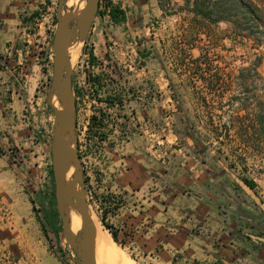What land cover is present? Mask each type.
I'll return each mask as SVG.
<instances>
[{
	"label": "rangeland",
	"instance_id": "obj_1",
	"mask_svg": "<svg viewBox=\"0 0 264 264\" xmlns=\"http://www.w3.org/2000/svg\"><path fill=\"white\" fill-rule=\"evenodd\" d=\"M105 1L101 0L102 10ZM247 1L253 4V13L234 0H225L230 17L215 22L212 19L222 11L218 0H123L129 5V22L136 27L131 37L152 51L154 58L146 63L147 69L160 73L158 82L145 79L129 90L134 96L141 88L152 90L157 85L153 97L137 95L142 107L150 105L155 97L161 101L157 156L173 173L182 166L187 174L189 169L201 170L204 188L200 203L238 204L240 226L237 230L228 224L233 228L229 236L238 241L237 250L250 251L254 264H258L257 257L264 259V0ZM195 8L208 12V17L195 12ZM52 24L55 31L56 11ZM69 42L66 46L73 62L72 88L77 101L76 136L81 148L78 154L83 170L91 173L93 165L84 152L85 121L102 108L105 118L110 117L111 122L114 119L112 112L100 107L104 99L93 104L90 95L85 96V42ZM49 68L51 73V63ZM116 70L126 74L123 68ZM100 73L94 77L100 85L95 84L97 89H109L104 73V78L97 79ZM124 85L119 89L124 90ZM44 93L39 94L44 99L34 105L38 108L31 121L34 130L44 133L42 145L37 139L22 145L0 131V264H63L55 253L57 246L68 264H79L62 235V221L56 212L50 153L53 113L46 103L47 89ZM52 96L49 102L53 105ZM118 97L119 103L126 95ZM137 129L145 135L148 127L140 124ZM178 149L191 154L194 164L181 165V160H174ZM244 179L253 182L252 189L244 185ZM91 192L92 185L86 184L89 211L100 227L108 230L100 220L102 203H92ZM63 210L68 218L65 203ZM222 211L226 213V208ZM69 223L78 239V222Z\"/></svg>",
	"mask_w": 264,
	"mask_h": 264
},
{
	"label": "crops",
	"instance_id": "obj_2",
	"mask_svg": "<svg viewBox=\"0 0 264 264\" xmlns=\"http://www.w3.org/2000/svg\"><path fill=\"white\" fill-rule=\"evenodd\" d=\"M109 1L123 12L125 20L113 22L107 12L97 15L85 43L90 45L91 67L95 68L94 63L101 58L113 67L112 78L105 81L109 89L101 90V98L126 95L118 106L117 100L108 106L100 102V107L113 114L114 128H107V133L127 130L129 136L120 145L101 143L97 155L86 151L93 165L91 173L84 170L86 184L92 185V203H115L110 209L103 206V214L129 264H254L253 254L237 250L238 241L229 236L233 228L228 224L237 230L240 226L238 204L200 203L204 188L201 170L189 169L187 174L182 166L173 173L157 156L161 101L155 97L150 105L142 107L137 100L140 93L153 97L157 85L152 90L141 88L134 96L129 90L145 79L158 82L160 73L147 69L146 63L154 58L152 51L130 35L136 27L129 22V5L123 0ZM57 2L0 0V131L22 145L36 139L40 145L44 143V133L34 130L31 121L38 108L34 105L44 99L39 94L48 87L50 68L40 45L46 29L53 25ZM42 11H46L44 18ZM116 67L126 74L117 73ZM98 78H104V74H98ZM122 83L124 90L119 89ZM107 121L106 127L111 123L110 118ZM140 124L148 127L145 135L137 129ZM174 160L184 165L194 164L195 158L178 149ZM206 177L205 172L204 180ZM228 236L230 240H226ZM257 260L264 264V259Z\"/></svg>",
	"mask_w": 264,
	"mask_h": 264
},
{
	"label": "water",
	"instance_id": "obj_3",
	"mask_svg": "<svg viewBox=\"0 0 264 264\" xmlns=\"http://www.w3.org/2000/svg\"><path fill=\"white\" fill-rule=\"evenodd\" d=\"M65 1L58 0L56 9L57 27L51 42L53 56L46 98V103L53 113L50 141L51 169L56 209L62 221V235L74 250L79 264H95L93 253L95 226L88 208L84 170L77 147L76 104L72 88L73 70L72 66L64 60V48L73 39L85 42L96 17L99 0H84L81 17H74L72 8H67ZM52 93L64 99L62 109H55L50 104L49 96ZM68 130L71 146L61 138V135ZM69 160L74 162V173L70 184H64L63 175ZM64 200L74 203L80 212V236L77 240L63 212Z\"/></svg>",
	"mask_w": 264,
	"mask_h": 264
},
{
	"label": "built area",
	"instance_id": "obj_4",
	"mask_svg": "<svg viewBox=\"0 0 264 264\" xmlns=\"http://www.w3.org/2000/svg\"><path fill=\"white\" fill-rule=\"evenodd\" d=\"M102 10L101 9V0H99V5H98V11ZM97 11V14H98ZM42 18H44L46 16V11H42ZM94 27V21L90 26V29H93ZM53 32H54V26H49L46 31H45V37H44V41L41 43L40 47L41 50L43 51L46 60L48 61V67L49 64L51 63V59H52V49H51V39L53 38ZM86 48L83 50V54L82 57L85 58V68H87V74L86 77H84L87 81V87L85 86V92L87 93L85 96L90 95L91 102L93 104L97 103V100L101 99V97L103 96L102 92L100 90L97 89L96 85L94 83H92L89 80L90 78H94L95 75L97 74V72H103L105 74V78L104 81H109L112 78V70L113 67L110 64L109 61L101 58L98 59L96 62V67L93 68L90 65V60H91V52H90V45L85 43ZM96 90V93L94 92ZM90 93V94H89ZM118 102H115V106H118ZM104 112V111H102ZM92 114H95L96 116H99V112L94 111ZM110 118V117H109ZM90 117L87 118V121L85 122V126H86V131H87V127L89 126L90 122H89ZM105 119V121H104ZM103 121H104V125L102 127H94L93 130L95 131V135H93L92 137L89 138L88 143L85 140V144H84V152L86 153V151L90 150V152L94 155H97L99 153V148L98 146L103 143V142H111L114 143L115 145H120L123 142H125L128 139V131L127 130H114L113 132V136H111V134L107 133V128L113 129L114 125L113 122H111L108 127H106V124H108L107 118L104 117ZM85 130V129H83ZM103 134V135H102ZM108 134V135H107ZM86 138V135H85ZM93 145V146H92ZM80 147V145H79ZM81 150V148H78ZM85 157H87V153L85 154ZM83 160V157H82ZM84 162V161H83ZM84 163H82L83 165ZM91 164V163H90ZM86 166L84 165V168ZM115 205V203L113 201H107L105 204L102 203V207L104 206L107 209L112 208ZM104 210V208H101L99 211L102 212Z\"/></svg>",
	"mask_w": 264,
	"mask_h": 264
},
{
	"label": "bare ground",
	"instance_id": "obj_5",
	"mask_svg": "<svg viewBox=\"0 0 264 264\" xmlns=\"http://www.w3.org/2000/svg\"><path fill=\"white\" fill-rule=\"evenodd\" d=\"M84 2H85L84 0H66L65 5L67 8H70V9L72 8L71 12L74 17H81ZM64 49H65L64 50V60L68 62L70 65H72L73 62L70 59L69 49L67 46H65ZM52 95L53 94L50 95V98ZM52 97H54V104L53 105L51 104V105L55 109H62L64 99H61L55 93H54V96ZM69 135L70 133L68 130L61 135V138L64 142L68 143V145L71 146V141L69 143ZM73 173H74V162L72 160H69L67 162L64 175H63L64 184H70L72 177H73ZM63 203H65L68 208V218H66L68 219L67 221L68 222L70 221L74 225H77V222H78L77 235L79 237L80 236V233H79L80 231V212L77 209V207L74 205V203H72L71 201L64 200ZM90 216L95 226L94 237H93L94 260H97V261L105 260V261L110 262L111 264H119V261L129 262L127 255L119 248V246L110 236L109 232L107 230H103L101 228L102 226L100 227L96 218L93 216L91 212H90ZM69 226H70V229H71V232L74 238L76 239V236L73 233L70 223H69Z\"/></svg>",
	"mask_w": 264,
	"mask_h": 264
},
{
	"label": "trees",
	"instance_id": "obj_6",
	"mask_svg": "<svg viewBox=\"0 0 264 264\" xmlns=\"http://www.w3.org/2000/svg\"><path fill=\"white\" fill-rule=\"evenodd\" d=\"M234 1H235V3H236L238 6H240L241 8H243V9H245V10H247V12L253 13V11H254V6H253L252 3H249V1H247V0H234ZM217 3H220V5L222 6V11H221V13H220L218 16H216V17H215L214 19H212V20L215 21V22H216V21H220V20H221V21H226V20H228L229 17H230V15H229V13H227V11H225V9H226V8L224 7L225 0H218ZM214 4H216V3H214ZM196 6H197V3L195 2V7H196ZM206 6H207V5H206ZM106 12H107L109 18H110L113 22H121V21H124V20H125V16H124L123 12L120 11V10L118 9V7H113V6L111 5V2H110L109 0H106V1H105V3H104V10H99V11H98V14H99L100 16H102V15H104ZM195 12H197V13H199V14H204L206 17H208V16H207L208 12L206 13V12L202 11V9L199 10L198 8H197V9L195 8ZM90 57H91V56H90ZM262 59L264 60V55L261 57V60H262ZM261 60H260V62H261ZM263 65H264V63H263ZM89 80H90L92 83H94V84L97 83V86H100V85H98V81H97L95 78H90V77H89ZM74 91H75V88H74ZM94 92L96 93V90H95ZM118 98H119V97H118L117 95H114L112 98L108 97V98H105L104 100H105V103H107V104L109 105V104H112L114 100H117V101H118ZM99 100H100V99H99ZM119 103H120V101H119ZM75 104H76V109H77V101H76V100H75ZM98 112H99V116H96L95 114H91V115H90V119H89L90 124H89V126L87 127V131H86V141H87V143H88L89 138L92 137L93 135H95V131L93 130V128H94V127H97V126L102 127V126L104 125V121H103V119H104V113H103L100 109H98ZM102 135H103V134H102ZM77 144H78V143H77ZM78 145H79V144H78ZM77 147H78V146H77ZM78 148H79V147H78ZM79 157H81V156L79 155ZM86 182H87V178L85 177V183H86ZM243 183H244V185H245L247 188L252 189L253 182H252L251 180H246V179H244ZM56 212H57V209H56ZM57 215H59L58 212H57ZM100 220H101L102 224L105 226V228H107V229L109 230L112 239H113L116 243H118L117 238H116V232L112 229V227H111L110 225H108V224L105 222V214H103V215L100 217ZM55 253H56V254L59 256V258L62 260L63 264H68V263L64 260V258L62 257L61 249H60L59 246H57V250H55Z\"/></svg>",
	"mask_w": 264,
	"mask_h": 264
}]
</instances>
